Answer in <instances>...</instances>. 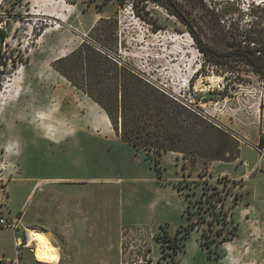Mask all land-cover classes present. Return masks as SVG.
Returning a JSON list of instances; mask_svg holds the SVG:
<instances>
[{
    "label": "rangeland",
    "instance_id": "obj_1",
    "mask_svg": "<svg viewBox=\"0 0 264 264\" xmlns=\"http://www.w3.org/2000/svg\"><path fill=\"white\" fill-rule=\"evenodd\" d=\"M140 8L142 15L131 0H0V25L9 32L5 49L15 60L24 58L0 73V162L6 171L0 176L15 178H4L9 193L2 214L22 212L18 236H25L24 227L44 224L48 208H39L36 219L32 212L41 191L27 199L30 178L42 179L46 200L48 178L58 176V207L51 210L64 220L63 184L79 185L81 208L92 219L89 229H50L59 241L58 257L44 261L62 253L61 264H82L79 252L88 240L94 243L88 256L109 260L85 264H121L148 253L159 264H264V162L250 181L242 180V162L255 168L258 161L264 79L233 54L222 57L223 65L209 64L179 17L226 54L233 50L227 42L256 28L262 48L256 60L264 67V0L149 1ZM101 18L110 20L93 31ZM86 39L201 107L238 140V158L165 152L158 174L152 151L124 142L108 121L110 129H95V101L55 67ZM13 93L19 95L3 99ZM42 110L57 118L51 135L38 116ZM2 253H15L9 227H0Z\"/></svg>",
    "mask_w": 264,
    "mask_h": 264
},
{
    "label": "trees",
    "instance_id": "obj_2",
    "mask_svg": "<svg viewBox=\"0 0 264 264\" xmlns=\"http://www.w3.org/2000/svg\"><path fill=\"white\" fill-rule=\"evenodd\" d=\"M149 1L159 4L172 2L131 0L132 8L142 15L140 4ZM119 2L124 4L126 0ZM179 17L209 64L223 65L222 57L233 54L245 60L264 79V67L259 66L256 60L262 51L256 28L227 42L233 50L226 54L203 41L185 16L180 13ZM109 20L101 18L93 31ZM8 37V30L0 25V73L1 68L10 64L15 66L24 60L23 55L18 60L10 57L5 49ZM55 67L104 109L124 142L154 153L158 174L161 173L158 165L160 156L165 152H180L194 159L231 161L238 158V140L201 107L156 84L142 72L114 57L105 47L86 39L69 55L58 59ZM260 143H264V136Z\"/></svg>",
    "mask_w": 264,
    "mask_h": 264
},
{
    "label": "crops",
    "instance_id": "obj_3",
    "mask_svg": "<svg viewBox=\"0 0 264 264\" xmlns=\"http://www.w3.org/2000/svg\"><path fill=\"white\" fill-rule=\"evenodd\" d=\"M94 105L99 109V116L98 120L95 123V129H100V128H106V129H110L109 125L107 124V120L103 119V115L107 118V114L104 111V109L96 102H94ZM109 121V120H108ZM111 122V121H110ZM93 128L94 126L91 125ZM258 129H259V136H264V110L261 111L259 113V122H258ZM14 144L11 141H8L7 143V148H9L11 150V148H13ZM9 153L7 152L6 155H8ZM2 164L4 165V163L0 162V174L5 172V170H2ZM3 178L9 180L10 182L12 180H14L15 178H11L8 179L6 178V176L1 175ZM58 177V176H57ZM56 176H52L48 178V186H47V190H46V195H47V199L45 200V190L43 188V182L42 179L40 178H30L31 181H34V184L30 190V194L28 195L27 199H29L30 197H33L32 195H34L36 192L41 191V198L38 200V207L37 208H33V211L35 216V219L39 217L41 211L39 210V208H48V217H47V221L44 224H41L40 226H32L30 227V229H37V230H47L50 231V229H55L58 227H63V228H85V229H89L90 228V222H91V211L87 208H81L83 205L81 204V200L82 197L79 198L78 195H80V192H82V190H80L79 185H75L74 187L71 184H67L64 183L63 187H65L67 185V187H65L62 192H63V197H64V204H63V208H64V215H63V219L64 220H60L61 217L60 216H56V212L54 210H51V208H57V199L58 196H60V193L57 192V186L60 185V182L63 178H57ZM28 178V179H29ZM9 182V183H10ZM69 186V187H68ZM82 196V195H81ZM6 205V204H5ZM4 205V206H5ZM6 209V208H4ZM68 209V210H67ZM106 209H102V213L105 216L106 215ZM121 213V212H120ZM123 213V219L125 218L126 220H128L124 210H122ZM19 215H22V212L19 213ZM90 215V216H89ZM12 217V216H11ZM23 218L24 215L21 216V222H23ZM121 218V217H120ZM106 219V218H105ZM136 219H140V218H136ZM136 219H129V222L131 224H143L142 221H136ZM36 224H39L37 222H35ZM63 223V224H62ZM68 223V224H66ZM13 230V229H12ZM14 232V231H13ZM52 232V231H50ZM53 233V232H52ZM54 234V233H53ZM55 236V235H54ZM56 238V237H55ZM59 242V241H58ZM94 244L93 242L90 243L88 240H86L83 244L82 247L80 249L79 252V261H81L82 264H85L86 262H91V261H104L107 262L108 260L104 259L103 257H97V254L95 255H91L88 256L89 251L93 250V248L91 247ZM98 246L99 243H96ZM104 249V248H102ZM1 255H6L9 256L6 253H2ZM27 255H30L29 257H31L34 261V264H61L62 262V253H61V258L57 259V260H47L44 261L43 258L44 257H40L39 254L37 253V251H35V255L33 254L31 249H25L23 251V260L25 262V264H28V261L26 259ZM11 256V255H10ZM36 256V257H35ZM96 257V258H91V257ZM99 258V259H98ZM55 259V258H54Z\"/></svg>",
    "mask_w": 264,
    "mask_h": 264
},
{
    "label": "built area",
    "instance_id": "obj_4",
    "mask_svg": "<svg viewBox=\"0 0 264 264\" xmlns=\"http://www.w3.org/2000/svg\"><path fill=\"white\" fill-rule=\"evenodd\" d=\"M254 148L259 153L258 161L256 163L255 168H248L249 163L247 161L242 162L243 166L246 167V170L242 175L243 181H250L253 172L259 167L261 163L264 162V143L259 142L254 145ZM8 193L9 191L6 187V181L2 176H0V207H4V205L6 204ZM2 209L4 210V208H0V227H9L13 229L15 253L12 256L0 255V264H25L23 260V251L25 249H31L33 254L35 255L37 241H32V232L30 231V228L27 227L23 228L25 236H18V231L22 226V215H17L15 217L6 216L2 214ZM158 259L159 257L148 253L145 256H142L139 260L125 259L121 262V264H159Z\"/></svg>",
    "mask_w": 264,
    "mask_h": 264
},
{
    "label": "bare ground",
    "instance_id": "obj_5",
    "mask_svg": "<svg viewBox=\"0 0 264 264\" xmlns=\"http://www.w3.org/2000/svg\"><path fill=\"white\" fill-rule=\"evenodd\" d=\"M209 79L212 80V82L217 79L216 76H210ZM18 93V92H17ZM13 93L12 97H9L8 95L4 96L3 99L8 98H16L19 94ZM41 111V110H40ZM44 111V110H42ZM41 113V112H40ZM42 123H44L46 132H48L50 135L52 134V131L55 129V125L51 123L52 121L56 120L52 113L49 111H44L43 113L38 115ZM108 118V116H107ZM109 118L107 119V121ZM109 124H111L110 120L108 121ZM57 128V127H56ZM49 135V137H50ZM54 138V137H53ZM32 241H37V246L35 251L39 254L40 257H44L46 259H54L58 257V248H59V242L55 238L54 234L47 230H37V229H30Z\"/></svg>",
    "mask_w": 264,
    "mask_h": 264
}]
</instances>
